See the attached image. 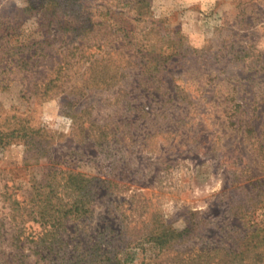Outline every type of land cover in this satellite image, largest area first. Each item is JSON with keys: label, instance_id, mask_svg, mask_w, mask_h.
Instances as JSON below:
<instances>
[{"label": "rangeland", "instance_id": "374dc122", "mask_svg": "<svg viewBox=\"0 0 264 264\" xmlns=\"http://www.w3.org/2000/svg\"><path fill=\"white\" fill-rule=\"evenodd\" d=\"M261 237L264 0H0V264H264Z\"/></svg>", "mask_w": 264, "mask_h": 264}, {"label": "trees", "instance_id": "16d2710c", "mask_svg": "<svg viewBox=\"0 0 264 264\" xmlns=\"http://www.w3.org/2000/svg\"><path fill=\"white\" fill-rule=\"evenodd\" d=\"M57 14L55 16H57ZM74 178L77 181L81 179V181H82L81 183L85 184V181L83 180V178L79 177L78 175L77 176L75 175ZM77 187H78V185H73V188L74 189H76ZM87 188L88 187L85 184V187H83L80 191H85ZM85 196H87V194ZM83 200L84 199H82L80 201L81 202L80 205H79L78 202H76L69 209H67L66 211H64V217H66L67 214H74V213H78V212H81V211H82L83 214L86 213V212H89V208L87 207V205L90 204V202L87 201V200H85V201H83ZM252 234H253L252 236L257 235V230L254 231ZM253 249L254 250H257L256 256L259 258V260L264 257V237H261V240L258 242V245L257 246H254ZM250 251H252V250H248L246 252H243V250H241V252L236 253V252L230 250L229 251V255L232 257L233 260L231 262H229L228 264H239V263L236 262L235 259L238 258V257H240V256H242V254H245V253L248 254Z\"/></svg>", "mask_w": 264, "mask_h": 264}]
</instances>
